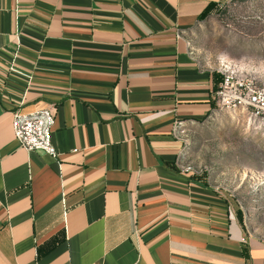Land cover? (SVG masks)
<instances>
[{"label":"crops","instance_id":"0c3cea01","mask_svg":"<svg viewBox=\"0 0 264 264\" xmlns=\"http://www.w3.org/2000/svg\"><path fill=\"white\" fill-rule=\"evenodd\" d=\"M224 2L0 0V264H264L174 130L214 109L190 31ZM51 104L56 157L12 126Z\"/></svg>","mask_w":264,"mask_h":264},{"label":"rangeland","instance_id":"374dc122","mask_svg":"<svg viewBox=\"0 0 264 264\" xmlns=\"http://www.w3.org/2000/svg\"><path fill=\"white\" fill-rule=\"evenodd\" d=\"M202 59L224 76L264 87V0H225L191 31ZM187 161L232 199L252 235L264 241V114L220 107L185 125Z\"/></svg>","mask_w":264,"mask_h":264},{"label":"built area","instance_id":"2783aa9c","mask_svg":"<svg viewBox=\"0 0 264 264\" xmlns=\"http://www.w3.org/2000/svg\"><path fill=\"white\" fill-rule=\"evenodd\" d=\"M17 8L18 5H16V12ZM9 69L24 73L15 66V58H12ZM223 71L224 76L220 87L213 94L218 105L223 108L231 106L242 108L246 112H249L250 116H261L264 114V87L256 86L251 80L237 76L229 68L223 69ZM56 108L54 104H51L31 112L16 109L14 111L12 126L18 142L28 150H44L54 157L58 156L59 150L53 141ZM188 123L184 119H176L174 130L178 135H184V127ZM183 168L187 171L200 172L189 161H186Z\"/></svg>","mask_w":264,"mask_h":264},{"label":"trees","instance_id":"16d2710c","mask_svg":"<svg viewBox=\"0 0 264 264\" xmlns=\"http://www.w3.org/2000/svg\"><path fill=\"white\" fill-rule=\"evenodd\" d=\"M207 16V13H205L204 14V17H206ZM218 75H219V80H222V78H223V74L222 73H220V72H217V71H215ZM215 103V102H214Z\"/></svg>","mask_w":264,"mask_h":264}]
</instances>
